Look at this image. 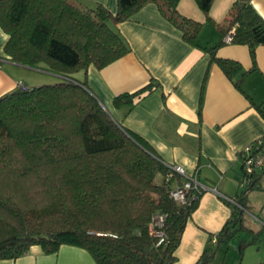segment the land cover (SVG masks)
Segmentation results:
<instances>
[{"label":"trees","instance_id":"16d2710c","mask_svg":"<svg viewBox=\"0 0 264 264\" xmlns=\"http://www.w3.org/2000/svg\"><path fill=\"white\" fill-rule=\"evenodd\" d=\"M178 2L117 0L113 14L101 4L86 8L73 0H0L8 59L63 79L38 86L19 82L0 96V259L17 258L31 245L50 254L67 244L86 249L94 264L176 261V248L204 191L192 189L187 202L177 204L165 179L169 163L143 137L118 123L86 81L72 74L90 65L104 68L127 54L128 42L110 24L129 19L146 3H155L184 41L200 47L202 23L181 15ZM195 2L220 32L219 41L203 50L228 78L241 73L233 80L241 89L243 77L256 67V47L264 45V17L251 0H234L224 20L216 23L209 15L213 0ZM229 33L230 43L248 46L249 70L216 56ZM157 86L150 79L133 93L115 96L113 104L132 105ZM255 107L264 116V104ZM260 171L264 168L251 175L247 190L258 186ZM158 174L160 183L155 181ZM247 190L235 203L227 202L230 217L215 235H208L195 264H216L219 249L224 246L225 253L231 237L246 229ZM158 212L164 214L166 236L159 245L149 231Z\"/></svg>","mask_w":264,"mask_h":264},{"label":"crops","instance_id":"0c3cea01","mask_svg":"<svg viewBox=\"0 0 264 264\" xmlns=\"http://www.w3.org/2000/svg\"><path fill=\"white\" fill-rule=\"evenodd\" d=\"M73 1L86 8L101 4L113 14L117 11V0ZM233 2L213 0L212 20L221 23ZM251 2L264 17V0ZM177 10L202 23L197 39L200 47L184 41L180 29L155 3H146L129 19L111 25L126 39L130 51L104 68L90 65L72 77L85 80L88 90L112 117L148 141L164 162L181 165L207 188L184 228L173 263L195 264L208 235H215L230 217L229 202L220 195L235 198L239 194L241 152L250 142L264 137V116L255 107L264 104V45L256 47V67L243 77L238 89L233 80L241 73L233 80L228 78L202 48L219 41L218 28L206 21L195 0H179ZM7 38L0 27V96L22 82L5 65L31 68L8 59L4 53ZM215 54L238 61L243 71L252 67L246 45L224 40ZM150 79L158 86L134 104H113L115 96L133 93ZM0 264H94V260L86 249L74 245H61L50 254L39 245H31L23 255L0 259Z\"/></svg>","mask_w":264,"mask_h":264},{"label":"rangeland","instance_id":"374dc122","mask_svg":"<svg viewBox=\"0 0 264 264\" xmlns=\"http://www.w3.org/2000/svg\"><path fill=\"white\" fill-rule=\"evenodd\" d=\"M5 67L13 71V74L21 79L20 81L30 86L52 84L63 80L62 77L52 75L40 68L10 67L9 65ZM259 173L258 186L250 190H247V184L242 183L241 176L237 187L240 190L239 194L247 190V207L244 209L246 229L237 231L231 237L225 253H223L224 246L219 249L215 259L216 264H264V222L261 221L264 218V171ZM155 181L160 183L162 175L158 174Z\"/></svg>","mask_w":264,"mask_h":264},{"label":"built area","instance_id":"2783aa9c","mask_svg":"<svg viewBox=\"0 0 264 264\" xmlns=\"http://www.w3.org/2000/svg\"><path fill=\"white\" fill-rule=\"evenodd\" d=\"M232 31V30H231ZM226 42H230L231 33L224 37ZM242 154V183L249 184L251 180V175L254 171H258L264 168V137L257 138L256 140L250 142L243 151ZM168 172L165 175L166 181L170 185L169 196L177 204H185L188 200L189 192L192 189L203 190L207 188L202 185L196 175H188L184 168L178 164H167ZM213 191H216L213 189ZM227 202L235 203L234 198L227 197L225 195H220ZM164 226V214L158 212L149 224L150 234L158 239L157 244H161L166 239L163 232Z\"/></svg>","mask_w":264,"mask_h":264}]
</instances>
